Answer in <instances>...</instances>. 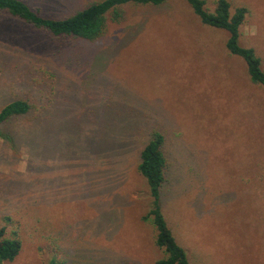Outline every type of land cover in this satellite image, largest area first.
Here are the masks:
<instances>
[{
  "label": "rangeland",
  "instance_id": "obj_1",
  "mask_svg": "<svg viewBox=\"0 0 264 264\" xmlns=\"http://www.w3.org/2000/svg\"><path fill=\"white\" fill-rule=\"evenodd\" d=\"M25 1L62 18L100 0ZM230 1L248 7L240 42L264 68V0ZM123 9L93 40L0 10V110L31 103L1 125L0 227L22 241L4 264L162 258L138 169L153 129L170 159L162 209L190 260L264 264V86L187 0Z\"/></svg>",
  "mask_w": 264,
  "mask_h": 264
},
{
  "label": "trees",
  "instance_id": "obj_2",
  "mask_svg": "<svg viewBox=\"0 0 264 264\" xmlns=\"http://www.w3.org/2000/svg\"><path fill=\"white\" fill-rule=\"evenodd\" d=\"M165 1L167 0H100L62 18L47 17L39 8H33L25 0H0V10L8 11L38 28L50 31L55 36H77L93 40L106 32L110 18L118 22L124 18L123 5L132 3L157 6ZM187 1L205 24L229 32L228 50L242 57L247 63L252 81L264 86L262 57L254 47L244 46L240 42L241 27L249 13L248 7L233 6L230 0H217L215 8L211 10L207 8V0ZM30 109L31 103L24 98L12 100L3 106L0 110V134L4 135L1 131L2 124L14 116L26 114ZM169 166L166 136L161 130L153 129L141 150L138 165L140 173L148 182L152 196V206L144 219L151 220L155 225L156 245L165 253L153 264H197L190 260L187 250L178 242L162 209L161 191L167 180ZM21 248V239L18 236H8L5 226L0 227V264L14 260ZM49 264H57V260L52 258Z\"/></svg>",
  "mask_w": 264,
  "mask_h": 264
}]
</instances>
